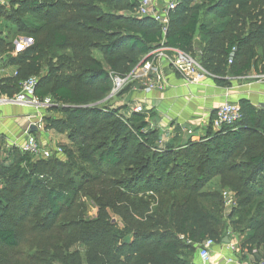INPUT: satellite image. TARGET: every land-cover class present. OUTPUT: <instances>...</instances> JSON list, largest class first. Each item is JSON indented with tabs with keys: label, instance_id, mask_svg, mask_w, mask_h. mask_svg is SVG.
<instances>
[{
	"label": "trees",
	"instance_id": "obj_1",
	"mask_svg": "<svg viewBox=\"0 0 264 264\" xmlns=\"http://www.w3.org/2000/svg\"><path fill=\"white\" fill-rule=\"evenodd\" d=\"M8 6H0V49H8L0 62L15 75L0 82V96L11 99L35 78L36 97L49 98L53 106L46 112L58 115L43 120L44 130L64 135L70 146H58L64 161H34L19 149L0 148L1 250L19 245L7 222L17 201L27 213L36 204L33 213L44 214L48 231L78 207L81 188L91 183L99 188L92 201L99 211L80 224L84 235L77 241L88 247L84 264H194L203 241L221 243L231 235L242 252L264 253V111L243 100L237 123L218 132L209 128L204 139L183 148L161 150L146 131L145 112L104 103L112 77L128 76L161 42L198 58L219 86L252 71L264 75V0H178L165 35L151 18L137 15L134 0H8ZM207 16L230 26L236 21L246 32L233 31L219 44L202 21ZM19 37L29 43L12 56ZM199 38L208 46L193 52ZM216 178L217 188L210 185ZM224 192L232 199L228 214ZM42 197L51 208L39 205Z\"/></svg>",
	"mask_w": 264,
	"mask_h": 264
},
{
	"label": "crops",
	"instance_id": "obj_2",
	"mask_svg": "<svg viewBox=\"0 0 264 264\" xmlns=\"http://www.w3.org/2000/svg\"><path fill=\"white\" fill-rule=\"evenodd\" d=\"M160 71L159 79L157 74L153 72L149 74V79L152 82L158 80L159 84L158 89L150 93H146L142 88L146 80L143 78L134 80L135 83L140 84V87L134 95L135 105L130 109L132 111L136 106L143 107L147 115L146 131L156 136L157 146L161 150L180 149L190 141L198 142L207 136L209 128L215 132L211 123L216 109L224 103L239 105L245 100L255 110L264 111V75L259 76L252 71L245 76L228 78L225 86H219L211 77L198 83H185L182 77L166 64L161 65ZM14 74V68L0 64V82ZM8 107H0V135L4 133L12 135L18 130L25 131L29 125L35 124L38 128L35 136L38 139L43 134L51 138L61 136L53 131L44 130L43 120L46 117L57 118V114L48 112L41 114L36 111L29 114L28 110L32 109ZM54 141V147L66 145L65 142ZM218 183L219 179L216 178L210 185ZM228 239L229 244H236V250H231L229 244L214 243L208 264H257L264 259L261 248L253 250L252 254H247L240 250L239 241L234 235L229 236ZM193 263L200 264L197 249Z\"/></svg>",
	"mask_w": 264,
	"mask_h": 264
},
{
	"label": "rangeland",
	"instance_id": "obj_3",
	"mask_svg": "<svg viewBox=\"0 0 264 264\" xmlns=\"http://www.w3.org/2000/svg\"><path fill=\"white\" fill-rule=\"evenodd\" d=\"M157 3L161 4L162 0H157ZM0 6L8 10V0H0ZM202 21L206 25L208 35L211 38H214L219 44L223 41H226L233 31L246 32V29H243L241 25H236V21L232 23V26H230V23L221 22L213 16H207L203 18ZM24 40V38L19 37L13 40V42L12 40H7L5 42V44L7 42H12V47L14 49L12 56H16L18 53L24 50V48L27 46V43H29V41ZM207 41L202 42L200 38L197 39L193 47V52L198 50L199 44H201L203 48H207ZM5 50H8L7 47L2 46V49H0V60L4 58ZM255 51L257 55H260L259 48H255ZM193 52H191L192 55ZM93 56L99 60L101 58L97 51L93 52ZM190 57L193 58L192 56ZM194 60L199 65L198 58H195ZM1 63L2 62H0V64ZM43 65L45 67L46 64L44 63ZM139 87L140 84H138V82H129L125 84L120 91L114 94L111 92L110 97L106 99L104 103L107 101L106 103L109 106L113 105L114 107L126 106L129 112L132 109V106L135 105L134 95L137 93V91H139ZM0 107H2V105H0ZM8 108L11 107L9 106ZM34 112L35 111L33 110H28L29 114H33ZM23 135L24 130H18L12 135H7V133L0 135V148L6 150H18V146L23 142ZM41 136L42 137H39V139L37 137L38 142L46 150L52 151L55 145L53 144L55 142L54 140H56V142H65L66 145L64 146H70L64 135L53 138L50 136L47 137L44 134ZM51 158L56 159L54 155ZM64 160L65 158L63 161ZM217 185L212 184L211 186L217 188ZM95 186H97V184L94 185L90 183L84 185L81 188L78 200L75 203V205L78 207H72L69 215L61 214L56 223L53 225L52 229L48 231H46L43 221L44 214L35 216L33 213V209L35 208L36 204L32 206L33 209L28 211L29 213L26 212V208L23 206L22 201L19 200L13 204L11 212L7 214V222L14 226V229L18 234L19 245L16 249H0V257L2 258L4 264H77L79 261L84 264L88 247L82 242L77 241V239H80V237L84 235V228L80 224L84 223L85 221H91L98 215L99 208L97 205L92 203V201H94L93 199L96 200L99 192V188ZM19 189L20 187L17 188V192ZM113 192L114 189L111 187L107 190V199L111 197ZM63 198L64 195H61V198H59L54 206L55 210H59L61 208ZM45 201L46 200L42 197L39 201V205L45 209L51 208L52 205H47ZM233 206L236 208L237 204L234 203ZM151 210L153 213H155L158 209L156 206H152ZM223 210L226 214H228L230 209L226 208L225 206ZM109 214L112 223H115L116 225L118 224V229L123 230L121 229L123 228V225L121 221H119L120 219L115 216L111 210L109 211ZM234 236L237 237V235ZM130 238V236L126 237V242L129 241ZM96 254H98L99 258L101 255L99 249L97 252L96 250L94 251V255Z\"/></svg>",
	"mask_w": 264,
	"mask_h": 264
},
{
	"label": "built area",
	"instance_id": "obj_4",
	"mask_svg": "<svg viewBox=\"0 0 264 264\" xmlns=\"http://www.w3.org/2000/svg\"><path fill=\"white\" fill-rule=\"evenodd\" d=\"M137 4V15L139 17H149L156 24L160 26L162 34L165 35L169 26V12L173 10L178 3V0H162L161 4L157 3V0H134ZM162 64L174 69L183 79L185 83L202 82L207 77H211L206 73L193 58L180 51L165 48L163 42L160 46L149 53L147 58L140 63L138 67L134 69L125 78L118 76L112 77V94L120 91L122 87L129 83L134 82L138 78H143L146 82H143L142 88L146 93H150L158 89V80L153 81L149 79V74L153 72L157 74L159 79L160 67ZM15 75V74H14ZM36 79L30 78L23 82L20 87V91L11 99L1 97L0 105L10 107H20L32 109L38 113L46 112L53 104L49 98L39 99L35 95ZM133 113L141 114L144 112L142 106H136L133 108ZM240 107L230 103H224L216 109L215 117L212 120L211 126L215 132H218L223 127H229L237 123L240 120ZM37 127V126H36ZM18 149L28 154L34 161L48 160L53 155L62 160L64 155L62 150L56 146L52 151L46 150L39 142L35 135L28 133V128L24 131L23 142L18 146ZM225 199V206L230 207L232 205V199L226 192L223 193ZM214 246V242L210 239L203 241L198 247V260L200 264H208L210 261L211 250ZM231 250H236V244H229ZM257 264H264V260Z\"/></svg>",
	"mask_w": 264,
	"mask_h": 264
},
{
	"label": "water",
	"instance_id": "obj_5",
	"mask_svg": "<svg viewBox=\"0 0 264 264\" xmlns=\"http://www.w3.org/2000/svg\"><path fill=\"white\" fill-rule=\"evenodd\" d=\"M37 132H38V128L36 127L35 124H31V125H29V127H28V133H29V134H36ZM222 243H224V244H229V240H228L227 238H225V239L222 241Z\"/></svg>",
	"mask_w": 264,
	"mask_h": 264
}]
</instances>
